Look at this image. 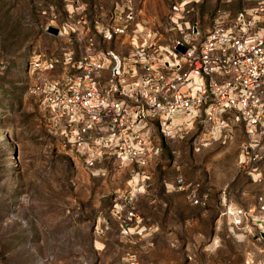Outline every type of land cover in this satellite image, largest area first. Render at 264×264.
Masks as SVG:
<instances>
[{
    "label": "rangeland",
    "instance_id": "374dc122",
    "mask_svg": "<svg viewBox=\"0 0 264 264\" xmlns=\"http://www.w3.org/2000/svg\"><path fill=\"white\" fill-rule=\"evenodd\" d=\"M176 1L0 0V264H156L154 258L169 251L164 239H152V202L191 203L183 191L164 194L163 178H174L176 167L164 165L154 181L152 162L145 167L149 179L137 174L135 163L115 156L89 166L64 144L33 87L45 76L75 72L92 39L98 50L129 54V34L104 36L115 14L128 6L167 43L175 34L170 15ZM246 4L201 0L192 18L207 29L219 11L233 15ZM38 59L56 63L44 71L34 68ZM153 129L175 157L157 123ZM204 132L203 125L190 126L184 137L195 141ZM132 207L142 220L126 233L124 219ZM238 230L257 234L259 228ZM242 242L251 264H264V244Z\"/></svg>",
    "mask_w": 264,
    "mask_h": 264
},
{
    "label": "built area",
    "instance_id": "2783aa9c",
    "mask_svg": "<svg viewBox=\"0 0 264 264\" xmlns=\"http://www.w3.org/2000/svg\"><path fill=\"white\" fill-rule=\"evenodd\" d=\"M201 0H178L170 20L175 34L162 43V34L145 28L137 11L128 6L115 14L105 38L127 33L133 50L119 54L97 49L77 63L75 72L61 77L45 76L33 87L50 111V121L64 144L83 155L89 166L107 155L135 163L137 174L150 178L145 167L162 153L163 143L153 126L166 138L184 137L190 126H207L214 136L227 128L232 115L243 124L239 163L261 181L264 162V0L247 1L235 14L216 13L205 29L192 15ZM72 55L69 56V60ZM56 61L35 60L34 68L52 70ZM174 187L203 208L210 194L198 182L178 174ZM225 213L240 229L259 228L264 239V196L253 209L228 205ZM142 220L132 207L124 219V232ZM133 258V256H131ZM132 264H139L133 259Z\"/></svg>",
    "mask_w": 264,
    "mask_h": 264
},
{
    "label": "crops",
    "instance_id": "0c3cea01",
    "mask_svg": "<svg viewBox=\"0 0 264 264\" xmlns=\"http://www.w3.org/2000/svg\"><path fill=\"white\" fill-rule=\"evenodd\" d=\"M224 118L225 123L234 127L230 138L224 139L226 127L218 128L214 136L204 132L207 136L195 141L187 137L169 138L172 151L178 152L177 155L170 157L165 147L152 161L154 181L158 180L160 170L171 164L177 169L176 175L200 183L202 191L210 193L207 208L166 200L152 202V239H164L169 250L154 258L156 264H236L239 258L240 264L246 261L251 264L252 260L246 258L249 251L242 241L248 239L264 244V239H258L254 231H239L231 222V216L225 213L228 205L252 210L259 203V196H264V162L262 180L254 181L239 163L240 144L246 136L244 126L235 122L231 114ZM112 158L113 155H107L99 162ZM176 175L174 178L164 176V194L177 190L174 187Z\"/></svg>",
    "mask_w": 264,
    "mask_h": 264
},
{
    "label": "bare ground",
    "instance_id": "6f19581e",
    "mask_svg": "<svg viewBox=\"0 0 264 264\" xmlns=\"http://www.w3.org/2000/svg\"><path fill=\"white\" fill-rule=\"evenodd\" d=\"M3 141H4L3 144H4V143H5V144L8 143V141H6V140H3ZM131 229H132V227H131ZM131 229H130V230H131Z\"/></svg>",
    "mask_w": 264,
    "mask_h": 264
},
{
    "label": "water",
    "instance_id": "95a60500",
    "mask_svg": "<svg viewBox=\"0 0 264 264\" xmlns=\"http://www.w3.org/2000/svg\"><path fill=\"white\" fill-rule=\"evenodd\" d=\"M262 235L264 236V232H262Z\"/></svg>",
    "mask_w": 264,
    "mask_h": 264
}]
</instances>
